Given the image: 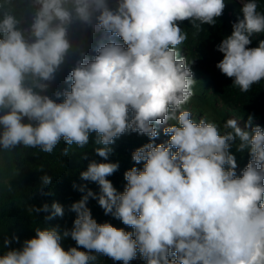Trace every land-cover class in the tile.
I'll list each match as a JSON object with an SVG mask.
<instances>
[{"label": "clouds", "instance_id": "obj_1", "mask_svg": "<svg viewBox=\"0 0 264 264\" xmlns=\"http://www.w3.org/2000/svg\"><path fill=\"white\" fill-rule=\"evenodd\" d=\"M240 3L243 18L216 45L223 54L216 68L247 93L264 81V40L248 47L254 34L264 33V11L258 0ZM20 5L17 11L14 0H0V152L22 146L52 154L63 140L60 156L66 157L96 133L95 153L107 160L110 146L125 133L147 135L149 142L132 153L143 168L124 173L122 193L106 178L119 164L91 161L80 178L100 191L79 186L84 195L70 205L76 213L72 228L37 226L20 248L0 255V264H93L98 255L129 264L138 253L146 264H264V128L253 126L249 116L243 127L229 118L221 129L206 117L197 122L185 108L197 81L179 50L188 39L180 25L189 21L196 34L215 25L225 0ZM76 24L100 34L94 56L74 48L69 37ZM73 53L78 58L64 81L69 89L55 91L53 99L49 88ZM163 124L170 138L155 144ZM233 144L250 156L239 176ZM40 181L39 192L51 195L43 190L53 178L45 174ZM90 197L133 231L97 223L87 207ZM28 211L49 213V205ZM64 215V207L53 202L45 220ZM69 236L76 247L65 250L61 241ZM14 241L19 237H5L4 245Z\"/></svg>", "mask_w": 264, "mask_h": 264}, {"label": "trees", "instance_id": "obj_2", "mask_svg": "<svg viewBox=\"0 0 264 264\" xmlns=\"http://www.w3.org/2000/svg\"><path fill=\"white\" fill-rule=\"evenodd\" d=\"M20 11V0H14ZM27 0H22L21 8H24ZM260 11H264V0H258ZM226 7L222 16L217 18L215 25H203V30L196 34L195 29L189 21L181 23V27L188 33V39L180 46V53L188 60L189 67L194 73L197 81L194 86L195 95L185 108L192 112V117L197 122L200 118L206 117L209 121L216 122L221 127L232 114L240 119L244 124L252 117L253 126L259 125L264 128V81L252 86L249 92L242 93L238 88L232 87L233 80L223 75L216 64L223 59V54L216 50L223 38L232 33V25L243 18L240 0H225ZM29 13H25L27 16ZM70 40L74 48L82 47L89 56H94L93 51L100 34H93L90 28H85L79 24L70 30ZM248 47H257L260 40H264V33L254 34ZM120 43L122 40L117 38ZM78 53L70 54L66 63L56 74V79L52 82L48 95L55 99L54 93L57 90L69 89L65 77L69 75L75 65ZM63 98H61L62 100ZM26 122V121H25ZM171 123V122H169ZM168 126V124H167ZM159 133L155 139V144L166 143L170 138L162 131V126H157ZM96 133H90L89 143L83 149L73 145L66 157L60 156V149L65 146L63 140L52 154L43 153L38 148L23 149L17 146L14 153L0 152L2 166L0 167V255H3L11 248H20L23 241L35 236L34 228L56 227L63 232L64 229H71L76 213L69 211L70 205L78 201L84 193L78 189L85 185L94 193H99L100 188L97 183L84 181L80 178V173L87 170L91 161L97 163H118V170L111 176L106 177L111 181L117 192L122 193L127 181L124 173L132 167L143 168V162L136 164L132 160V153L139 147L149 142L147 135L128 132L117 138L110 147L113 151L107 160L95 153ZM175 151V149L173 150ZM230 152L236 157L239 176L247 166L250 156L247 152L240 153L236 150V145L230 148ZM86 157V158H85ZM41 167L43 168L41 170ZM49 175L53 178L51 186L45 187L44 192L51 195H42L39 192L40 177ZM73 184L77 188H73ZM57 202L65 209V215L52 220H45V216L51 212V204ZM44 203L49 205V213H30L29 207L35 205L41 207ZM87 207L91 210L92 217L99 224L110 223L116 228H123L132 232L133 229L124 225L119 219L112 215H105L103 209L98 205L97 200L89 198ZM15 235L19 237V242H13L10 246L4 245L5 237L11 239ZM62 247L67 250L76 247V242L71 237L63 238ZM81 251H86L81 248ZM93 264H123L122 261L98 255ZM129 264H146L145 260L137 254V258Z\"/></svg>", "mask_w": 264, "mask_h": 264}, {"label": "rangeland", "instance_id": "obj_3", "mask_svg": "<svg viewBox=\"0 0 264 264\" xmlns=\"http://www.w3.org/2000/svg\"><path fill=\"white\" fill-rule=\"evenodd\" d=\"M193 116V115H192ZM229 118H237V117H235L234 115H232V114H229L228 115V119ZM238 119V118H237ZM239 122H240V125L243 127V125H244V123L239 119ZM162 126V131H163V128L165 127V126H167V124H163V125H161ZM2 166V159H0V167Z\"/></svg>", "mask_w": 264, "mask_h": 264}]
</instances>
